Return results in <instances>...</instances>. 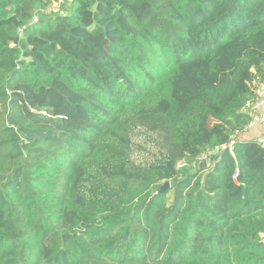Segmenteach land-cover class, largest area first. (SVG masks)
Returning a JSON list of instances; mask_svg holds the SVG:
<instances>
[{
	"label": "trees",
	"instance_id": "obj_1",
	"mask_svg": "<svg viewBox=\"0 0 264 264\" xmlns=\"http://www.w3.org/2000/svg\"><path fill=\"white\" fill-rule=\"evenodd\" d=\"M261 82L264 0H0V264H264Z\"/></svg>",
	"mask_w": 264,
	"mask_h": 264
},
{
	"label": "built area",
	"instance_id": "obj_2",
	"mask_svg": "<svg viewBox=\"0 0 264 264\" xmlns=\"http://www.w3.org/2000/svg\"><path fill=\"white\" fill-rule=\"evenodd\" d=\"M55 4L58 5L57 3ZM55 4L53 5L54 11H57L59 6L57 7ZM245 111L251 115V120L246 126V130L253 127L256 122L264 126V82H261L256 86V99L248 104V107L245 109ZM236 138L237 136L228 144L208 149V151L202 153L199 159L202 161H208L210 160L211 155L218 154L225 150H229L231 153H233ZM257 142L261 145V147L264 148V138H260ZM183 165L184 163L180 162L179 166ZM237 175L238 172L236 173L235 177Z\"/></svg>",
	"mask_w": 264,
	"mask_h": 264
},
{
	"label": "crops",
	"instance_id": "obj_3",
	"mask_svg": "<svg viewBox=\"0 0 264 264\" xmlns=\"http://www.w3.org/2000/svg\"><path fill=\"white\" fill-rule=\"evenodd\" d=\"M260 138H264V126L256 122L253 127L245 130L243 133L237 135L236 140L240 141H258Z\"/></svg>",
	"mask_w": 264,
	"mask_h": 264
},
{
	"label": "water",
	"instance_id": "obj_4",
	"mask_svg": "<svg viewBox=\"0 0 264 264\" xmlns=\"http://www.w3.org/2000/svg\"><path fill=\"white\" fill-rule=\"evenodd\" d=\"M170 186H171V183H170L169 181H166V182L162 185V191L167 190Z\"/></svg>",
	"mask_w": 264,
	"mask_h": 264
},
{
	"label": "rangeland",
	"instance_id": "obj_5",
	"mask_svg": "<svg viewBox=\"0 0 264 264\" xmlns=\"http://www.w3.org/2000/svg\"><path fill=\"white\" fill-rule=\"evenodd\" d=\"M55 6H57V7H58L59 5H56V4H55Z\"/></svg>",
	"mask_w": 264,
	"mask_h": 264
}]
</instances>
